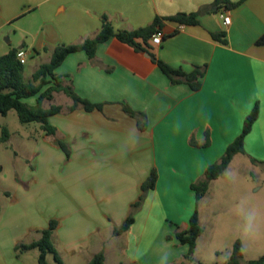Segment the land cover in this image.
<instances>
[{
	"label": "crops",
	"instance_id": "1",
	"mask_svg": "<svg viewBox=\"0 0 264 264\" xmlns=\"http://www.w3.org/2000/svg\"><path fill=\"white\" fill-rule=\"evenodd\" d=\"M213 2L0 0V56L13 48L25 50L36 61L33 75L41 64L50 61L57 46L95 37L103 16L116 30L133 31L152 24L157 16L198 12ZM224 14L231 18L229 25L223 23ZM199 22L195 26L166 22L162 30L166 38L161 45L152 46L157 58L173 68L191 72L195 66H207L197 92L184 83L173 85L147 52L136 51L115 37L98 46L95 61L85 52H77L56 69L58 75L67 76V84L79 96L103 104V110L88 112L78 107L69 111L73 101L64 96L66 111L49 121L57 128V138L71 148L73 161L63 178L49 185L46 183L51 176L43 167L37 173V185L31 189L18 186L13 194H0V264H29L22 255L17 257L15 247L38 240L39 231L32 232L48 227L50 217L35 225L38 201L61 210L59 215L55 209L61 225L53 243L64 264L65 256L81 257L88 264L101 250L108 264V254L114 249L110 250L109 240L102 235L111 232V226H121L152 169L158 170L159 180L146 197L162 189L167 208H179V196L194 193L191 183L220 160L241 134L244 120L256 104L260 113L245 139L246 153L237 154L221 177L228 183L227 200L235 204L231 213L234 225L242 221L249 228L254 216L257 232L264 230V181L250 187L249 181L238 184L242 181L227 178L238 156L253 167L261 163L251 158L264 162V45L256 44L264 35V0H245L231 11L203 13ZM221 31L227 34L226 45L212 37ZM37 57L45 59L37 64ZM32 75L25 80H31ZM56 95L53 104L62 106L55 103ZM25 101L34 105L36 97ZM123 104L146 114V131H139L136 119L125 113ZM207 132L208 147L191 145V138L204 144ZM43 135L47 136L45 132ZM146 200L139 215L146 213L150 218L152 210ZM191 214L192 210L185 221ZM138 223L137 215L126 233L113 237L114 264H134L135 260L147 264V228L142 224L139 228Z\"/></svg>",
	"mask_w": 264,
	"mask_h": 264
},
{
	"label": "trees",
	"instance_id": "2",
	"mask_svg": "<svg viewBox=\"0 0 264 264\" xmlns=\"http://www.w3.org/2000/svg\"><path fill=\"white\" fill-rule=\"evenodd\" d=\"M245 0L233 2L232 0H214L210 5L202 7L198 12L193 13H177L168 17H155L152 24L137 30H116L108 17L103 16L101 29L93 38H87L78 44H61L57 46L51 55V59L47 63H43L33 73L31 80H25V63L19 60L17 54L20 49L13 48L5 55L0 56V115L7 116L12 110L16 111L19 122L22 124L38 123L41 130L47 136L55 135L57 128L50 124V118L60 114L63 110L62 106L52 104L49 108L44 107L45 101H52L55 93H63L73 101V105L69 111H74L78 107L90 112L94 110H103V104L93 103L88 99L79 96L72 85L67 84V76H60L56 73V69L65 61V59L77 52H85L88 57L95 61L97 48L100 44L107 42L115 37L122 43L133 47L136 51L147 52L153 62L158 65L161 71L170 79L173 85L187 84L195 92L199 91L203 85V79L207 72V66H195L191 72H186L182 68H173L167 63L158 59L153 52V43L151 38L156 32L163 30L166 22L177 23L184 26L199 25V16L203 13H219L231 11L239 7ZM213 39L226 45L228 43L226 32H217L212 34ZM166 37H164L165 39ZM257 45H264V35L257 41ZM36 97L34 105L29 104L25 100ZM123 110L129 116L137 121L139 131L144 132L148 129V120L144 112L135 111L129 105L123 104ZM260 113L259 105L256 104L252 111L244 120L241 134L227 147L225 153L219 161L209 165L197 183L191 184V190L195 193L196 209L191 216L187 228L177 230L174 234L177 242L183 246H187L185 260L192 262L195 259L197 241L203 234V228L200 224L198 214V204L207 195L210 185L213 181L220 178L228 169L233 158L237 154H245V139L250 134L253 125L257 121ZM204 144H198L191 138V145L196 147H208L210 145L209 133ZM10 139L9 129L5 126L2 128L1 142H7ZM60 148L65 152L67 157L70 156L68 146L63 142H59ZM254 163L258 162L251 158ZM158 170L153 168L147 179L141 185V194L139 199L131 205L130 215L124 221L121 227L115 228L114 236L126 233L135 223L134 211L141 207L144 199L149 191L156 188L158 182ZM58 228L57 220H50L47 228L39 231L41 237L30 243H19L15 247L17 257L23 251L36 249L39 251L38 264H64L54 243L53 235ZM170 239V237H169ZM52 255L54 262L48 260V256ZM243 249L240 240H237L233 246L230 259L224 264H264V257L255 260H249L242 263ZM105 252L93 255L88 264H105ZM180 264H186L182 262Z\"/></svg>",
	"mask_w": 264,
	"mask_h": 264
},
{
	"label": "rangeland",
	"instance_id": "3",
	"mask_svg": "<svg viewBox=\"0 0 264 264\" xmlns=\"http://www.w3.org/2000/svg\"><path fill=\"white\" fill-rule=\"evenodd\" d=\"M44 59L45 57H37V64L44 61ZM35 63L36 61L34 58L30 56H27L25 59L24 74L27 79L31 77ZM56 94L58 93H55L54 96ZM64 96L66 98L65 94H58L55 99V103H61L62 108L66 101ZM53 101L54 100L46 101V106H51ZM5 126H7L12 133V138L5 144L0 141V194H4L5 192H11V194H13L18 186L24 190L31 189L34 183L37 185V173H39L43 167L48 168L47 172H49L51 176L50 181L46 183L47 185L57 179L63 178L64 171L68 169L67 165L71 160L73 161L71 148L68 145L70 151L69 157H67L65 152L57 145V142L62 140L57 138L56 135L48 137L43 135V130L40 129L38 123H20L18 115L14 110L10 111L7 116L0 115V137L2 135V128ZM263 166L264 164L259 165V167H253L250 163H247L242 156H238L227 178L242 181L240 183L237 182L238 184L249 181L250 187L252 185H256L255 187H257L258 184H262L264 181ZM201 178L193 183H197ZM227 184L224 177H221L218 182L213 183L208 195L198 204L197 210L200 224L203 228V234L197 241L195 259L192 262H187L185 260L187 246L179 244L175 240L174 234L177 230L186 228L187 222L191 216L187 221H185V219L190 210H192V214L194 213L196 209L195 194L186 193L180 195L179 197L182 199V202L179 204V208L175 209L167 208L164 204L165 197L163 196L164 190L162 189L151 195L152 197H146L148 200V208L152 210L150 218L146 213L139 215L146 198L141 207L134 211L135 222L137 215L139 218V228L141 224L144 229L147 228L146 240L148 242V248L144 253V256H148L146 263L180 264L186 262V264H224L230 259L233 246L237 240H240L242 243V263L264 257V230L257 232L258 227L256 222L258 221L254 216L249 228H247L246 225L243 226L242 221L234 225L231 213L232 207L235 204L229 203L227 200ZM189 194L192 196L193 202L189 200V198H191ZM36 207L37 216H39L35 224L36 226L40 225L42 223V218L45 217H50L48 224L50 220L54 219L58 221V227L61 225V218L55 214L56 209L60 215V209H57V207H55V209L54 207L50 208L49 203L46 201L36 202ZM131 210L132 207L130 206L129 215ZM111 228L113 229H111V232H104L102 235L103 239L109 240L110 250L114 249V252L111 251L108 254V264H114L113 256L116 252V241L113 239V237H117L113 235V231L116 227L111 226ZM41 230L43 229L37 228V230L32 233H38V231ZM141 253L142 251L140 254ZM20 255H22V260L29 264L38 263L39 251L36 249L23 251ZM48 260L51 263H55L52 255L48 256ZM65 262L66 264H84V259L81 257L72 258L65 256ZM138 263V260H135L134 264Z\"/></svg>",
	"mask_w": 264,
	"mask_h": 264
},
{
	"label": "built area",
	"instance_id": "4",
	"mask_svg": "<svg viewBox=\"0 0 264 264\" xmlns=\"http://www.w3.org/2000/svg\"><path fill=\"white\" fill-rule=\"evenodd\" d=\"M223 23L224 25H229L231 23V18L229 15H223ZM165 34L162 30L156 32L155 34H153L152 38H151V42L154 45H161L163 40H164ZM19 60H21L22 62L25 63V59L27 58L28 54L25 50H19L18 54H17Z\"/></svg>",
	"mask_w": 264,
	"mask_h": 264
}]
</instances>
